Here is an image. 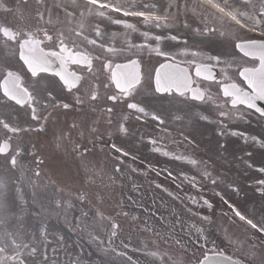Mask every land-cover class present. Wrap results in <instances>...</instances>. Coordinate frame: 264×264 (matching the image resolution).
<instances>
[{
  "label": "snow or ice",
  "instance_id": "snow-or-ice-1",
  "mask_svg": "<svg viewBox=\"0 0 264 264\" xmlns=\"http://www.w3.org/2000/svg\"><path fill=\"white\" fill-rule=\"evenodd\" d=\"M24 4L28 0H23ZM38 7L33 17L36 21L34 27H19L11 29L8 26L0 28V51L6 50V54L0 55V104L6 105L11 110V118L16 121L10 123L6 115H0V130L4 136L0 137V158L7 161L13 169L25 168L22 163L25 148L19 143L21 133L27 132L28 127H21L20 123H28L30 116L32 121L41 119L40 97L38 93H46L47 101H55V107L69 110L72 105L62 99H57L53 87L59 89L64 95H71L76 105H82L81 90L84 82L89 79L98 80L99 70L96 61H100V69L104 74V88H114V92L107 96L113 103H126V108L137 113V119L141 116L158 120L155 113H150L147 106L137 101L136 97L145 93V80L148 81V91L157 96L176 95L181 98L204 102L207 90L182 87L178 73L182 70L175 63L177 56H191L193 61L200 66H206L204 61H212L216 64L231 66L239 57L251 58L258 61V66L247 67L235 64L240 68L241 79L248 84L251 90L237 89L236 96L241 103L233 101V110H238V105L248 108L254 105L256 99L264 100V39L257 40L245 36V32L259 33L264 37V0H53L51 6L47 0H36ZM43 9V10H41ZM189 17L194 23L190 22ZM183 19L182 27L190 29L198 37H215L228 43L233 49L232 58H222L221 55H209L200 50L189 51L187 47L175 52L165 51L160 47L164 40L180 43L177 35L164 36L152 34V29L165 30L177 29V24ZM47 25V27H45ZM101 25L104 27L102 28ZM110 26H116L115 31H107ZM10 33V35H5ZM138 33L144 41H155L156 45L150 43H136L132 36ZM116 42L119 46L114 45ZM187 44L186 41L183 42ZM87 46L83 50L81 45ZM58 49V50H54ZM97 49L100 51L97 54ZM147 50L149 53L162 57L164 62L154 69V73L145 74L141 69L138 59L126 56V62H116V58L125 56L126 53L138 55ZM77 66L81 71L73 70L71 66ZM49 77L55 78L50 80ZM189 85L192 83L188 82ZM99 83L93 82V90L88 95L89 100L100 99L98 90ZM85 94L87 90L83 89ZM208 100H212L209 95ZM143 105V106H142ZM223 107L222 105H217ZM109 113L111 107L106 109ZM234 114V111H233ZM264 117V109L258 112ZM200 119L208 121L209 117L197 113ZM227 118L228 114H223ZM47 120L48 117H43ZM127 121L128 115H124ZM175 119H182L176 116ZM75 126V125H74ZM95 131V129H92ZM127 129L121 125V132ZM11 135H8V134ZM235 135V132L231 133ZM247 140V137L245 138ZM252 142L264 144V140L252 137ZM79 147V145H77ZM223 147V145H222ZM157 151L158 149H153ZM28 155L35 157V153L28 149ZM168 155V153H164ZM183 160L182 156L175 157ZM195 164V161H190ZM33 175L41 176L39 165L43 160L35 158ZM119 171V169H117ZM264 173V169H260ZM23 175V173H21ZM264 183V182H262ZM159 187V185H157ZM238 190V189H237ZM264 196V190L260 192ZM81 202L86 196L78 197ZM195 203V200H192ZM227 203V201H225ZM57 206H60L57 201ZM71 207V203L68 202ZM203 206L209 211L213 205L203 200ZM231 214L223 213L228 217L231 224L241 222L247 226L246 235L240 236L225 229V237L233 249V255H225L213 242L211 249H205L202 253L203 259L197 264H252L257 259L258 252L264 248V217L257 222L242 213L236 206L228 204ZM127 215L126 213H123ZM234 214V215H233ZM98 220H108L110 227V239L118 235L119 224L112 216H106L97 211ZM202 222L211 223L210 217H200ZM6 218L0 215V264H31L38 256L47 260V255L41 252L38 243L24 241L17 232L8 231L5 227ZM190 231L197 234L199 246L203 248L207 244L205 230L195 224L189 226ZM129 248L128 245H125ZM111 251L116 257H122L129 264H137V261L128 256L126 252L117 249H105ZM211 252L212 255L208 253ZM146 257H159L160 264H185L181 260V254L173 256L171 253L161 252L158 247L149 249L143 247ZM167 257V260H165ZM264 264V261H261Z\"/></svg>",
  "mask_w": 264,
  "mask_h": 264
},
{
  "label": "rangeland",
  "instance_id": "rangeland-1",
  "mask_svg": "<svg viewBox=\"0 0 264 264\" xmlns=\"http://www.w3.org/2000/svg\"><path fill=\"white\" fill-rule=\"evenodd\" d=\"M18 1V6L21 7L25 12H27L29 19L34 22L33 18L35 14H33V9L37 7L36 0H28L27 4H24L21 0H0V9L5 8L6 6L14 5ZM0 18H3L0 16ZM190 22L194 23L191 17H189ZM183 19L180 22V27L174 30H165L163 33H160L158 29H152V34H162L164 36L169 35H186L185 37H190L188 43H192L195 47H205L207 49H211L214 51L224 50L228 56L227 58H232L234 49L226 42H223L215 37H198L195 36L190 29L182 30ZM103 28L104 26L101 25ZM116 26H110L107 31H115ZM176 30V31H175ZM132 39L136 43H150L152 46L156 45V42L153 41H144L143 37H141L138 33H134ZM114 45L119 46L116 42H112ZM160 47L169 52H175L178 49V46L175 42L170 40H164L161 42ZM191 48H189V51ZM213 51V52H214ZM143 54L145 57V71L144 73H152V69H154L155 65L160 61V58L155 54L149 53L147 50L139 53ZM215 53L213 55H217ZM129 53H126L125 56H120L118 58H126L129 56ZM221 55V54H219ZM236 56L238 54L236 53ZM181 56H177L176 58H180ZM222 58H225L221 55ZM117 59V58H116ZM189 57L185 56L181 58V61L186 62L189 61ZM216 64L215 62H213ZM235 64L248 65L249 61L242 59L239 57L234 61V64L231 66L216 64L218 65L224 72V76L229 79L235 80L238 82V78L236 76L237 71L240 69ZM147 81V80H146ZM206 84H202L205 86ZM149 85L145 82V93L138 96L137 101L142 102L147 106L150 113H155L156 116L159 117L158 120H153L148 117L141 116V119H146L149 122H146V125L141 124V119H137V113H126L128 115L127 121H124L125 124H132L134 127L127 129L124 135V146L130 150L138 151L141 154H150L153 152V149L156 145L166 147L168 144H175L174 139L184 138L193 149H197L199 151L205 153H211L209 159L213 162V164H217L221 168L232 167V173L236 174L238 172L240 175L236 176L239 181V190H236L237 193H232L230 190L224 189L221 185L213 184L212 181L214 176H208L204 169V182L201 184L203 197L210 198L214 196L215 193H223L228 196L232 201L236 203V205L243 210L247 215L251 216L258 223L261 222V218L264 217V196L260 195V192L264 190V173L260 171V169H264V145L257 144L252 142L251 136L258 137L259 139H264V121L257 118L253 114L241 109L232 110L227 107V102L222 99H218L217 102L213 100L207 101L205 104L198 103H190L176 98H168V97H155L151 95V91H148ZM207 87V86H205ZM209 93V92H208ZM216 97L215 92H210ZM209 93V95H210ZM185 105H192L193 107L188 109ZM217 105H222L223 107H218ZM143 106V105H142ZM234 111V114H233ZM197 113L206 115L209 117L208 121L202 120V122H197V118L199 116ZM223 114H228L227 118ZM176 116H181L182 119H175ZM79 122H88L89 119L86 117H82L78 119ZM135 123H139L142 125L143 129L136 130L138 126ZM222 126V127H221ZM225 128V131H230V129L239 130L235 132V135L230 133L223 134L224 131H221L218 135L221 136L222 139H227L229 136H241L246 138L248 143L246 146L243 144L237 143L236 141H232L231 144L227 143V148L222 150V146H216L217 139L214 131ZM197 129V130H195ZM214 130V131H212ZM103 131L105 128L103 127ZM210 132L215 137H210ZM152 135L154 139L153 145H142V141L144 143V136ZM250 135V136H249ZM21 142V139H18ZM203 145V149L199 146ZM220 151V155H217L215 151ZM251 161V165L245 162V158H248ZM151 159L164 166H175L179 168L180 173H186L188 176L190 174L195 173L192 171L188 162L183 159L182 163L178 161H173L170 159L163 158L158 155H151ZM91 165L94 166V161L92 159H88ZM76 170V169H75ZM74 170V173H75ZM85 169L77 168L76 173H81ZM200 171V169H198ZM64 173H71V171H63ZM71 180V177L69 176ZM249 179V180H246ZM245 186H243V185ZM100 186L95 180H92L88 184H84V187H87V190H78V191H60V192H48V199L45 202V210L41 213L40 216L45 215L43 218V223L40 226H37L35 223L28 221V215H32L31 211L35 210L30 208V204L25 203L26 193L24 184L17 172L11 169L8 164L0 166V215H3L6 218V225L8 231L13 233H19L24 241H32L33 238L38 243L41 252L47 255V260H43L42 257L38 256L36 260H33L31 264L35 262H40L42 264H47V261L50 260L53 264H101V258L99 256H95L93 258L91 255L92 251L90 248L94 250V247H88V243L90 245L94 244L93 235L95 230L100 227L101 220L97 218V211H101L100 208V192L93 191L92 188H99ZM244 189L245 194H242V189ZM92 190V191H91ZM81 194L86 196V199L81 202L78 198ZM136 197L133 199H139V196L144 200L150 199V193L146 191L133 192ZM137 194V195H136ZM41 195L40 192L35 193V197L33 198L34 203H36L37 198ZM77 201H75V200ZM57 201H59L60 206H57ZM68 202L71 204L73 202H78L82 207H84L86 214L90 218L92 214L95 215V218L92 220V236L91 241L89 239H85L82 236H78V239L71 236L66 232V226H62L59 224L58 219L68 216L71 211L68 208ZM81 211H83L81 209ZM30 213V214H29ZM48 213H53V217L47 216ZM33 215L36 216V213ZM136 216V215H135ZM133 218L136 227L142 226V222H135L137 218ZM192 223H191V222ZM195 224L205 230V235L207 237V244L205 245V249L209 248L210 244L216 243V238L221 237L219 243L220 245L226 246L225 248L229 250H233L232 246L226 242L225 237V229L231 228V231L236 233L237 235L244 236L246 232L238 228V226H228V224L223 222V219L216 218L211 223L199 224L193 220H189V226ZM149 223H146V226L149 229ZM155 225V229H151L152 232L156 234V247L159 248L160 251L170 252L173 256L177 254H181L180 258L182 261L189 263L191 261H195L199 258L200 255L197 254L201 251L200 244L203 241H199L198 243H190L188 239L191 241L197 240L196 237L193 236L194 231H190L188 227V232L186 235L179 233H172L166 235V230L162 227L158 222L153 223ZM143 227V226H142ZM235 228V229H234ZM120 237L124 238L123 231L119 232ZM189 237H193L194 240ZM82 242L86 245L83 246ZM137 247V246H136ZM256 261V260H255ZM160 258L156 257L155 263L159 264Z\"/></svg>",
  "mask_w": 264,
  "mask_h": 264
},
{
  "label": "water",
  "instance_id": "water-1",
  "mask_svg": "<svg viewBox=\"0 0 264 264\" xmlns=\"http://www.w3.org/2000/svg\"><path fill=\"white\" fill-rule=\"evenodd\" d=\"M178 75V78L180 79L181 81V85L183 88H186L188 86V84H186V80H188V78L182 74H177Z\"/></svg>",
  "mask_w": 264,
  "mask_h": 264
}]
</instances>
